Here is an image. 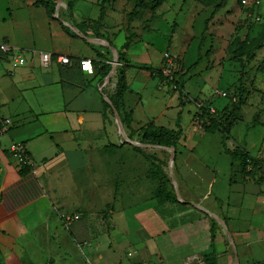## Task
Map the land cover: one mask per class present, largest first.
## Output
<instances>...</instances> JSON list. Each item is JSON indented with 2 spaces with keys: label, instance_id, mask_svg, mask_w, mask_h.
<instances>
[{
  "label": "crops",
  "instance_id": "0c3cea01",
  "mask_svg": "<svg viewBox=\"0 0 264 264\" xmlns=\"http://www.w3.org/2000/svg\"><path fill=\"white\" fill-rule=\"evenodd\" d=\"M116 1L105 7L99 27L88 21L97 19L100 0H60L58 4L57 0H6L0 7V128L4 119H9L6 130L0 132V217H4L0 221V243L6 245L9 239L15 242L12 229L4 223L7 217H24L28 204L35 205L40 215L53 205V217L78 216L66 224V232L93 264H130L118 255L120 251L135 258L131 264H234V250L238 264H263L264 116L258 140L245 137L241 138L242 145L235 144L255 159V165L243 174L240 162L224 152L221 135H212L218 129L206 127V107H196L200 100L212 105L215 112L209 115L214 117L224 108L213 104L219 96L215 91L226 90L214 88L206 95L205 78L192 85L191 76L200 71L185 69L180 57L184 51L181 34L172 38L176 40L173 56L179 66L176 83L153 73L152 69L161 65L162 54L152 66L148 44L140 37L144 27L151 29L145 23L140 25L138 15L143 8L130 23L133 36L128 46L121 48L128 35L125 14L132 7L125 6L124 10L128 0H121L120 8L115 6ZM47 2L53 8L51 14ZM152 11H144V20L154 19ZM69 25L123 52V59L108 80L110 49L85 40ZM263 47L264 42L250 67ZM13 51L28 62L13 65ZM39 51L67 55L70 60L65 64L53 60L42 68ZM260 57L256 70L263 72L259 90L264 94V52ZM83 58L91 60L92 73L80 69L79 60ZM117 66L122 67L125 78L122 106L117 111L121 122L125 114L131 117L130 127L122 122L127 137L138 143L129 132L150 122L180 129L172 147L173 158L178 159L176 201L158 203L154 196L156 181L149 176V161L142 156L154 154L127 141L111 107L103 105L105 96L109 99L114 92ZM186 74L189 77L181 80ZM170 90L172 95H168ZM243 95L246 101L249 90ZM263 98L260 110H264ZM219 104H226V99ZM215 139L220 143L217 155L223 153L229 162L223 171L210 157L203 159ZM13 142L24 144L30 166L24 175L19 174L20 164L10 150ZM232 143L228 145L232 147ZM167 189H171L168 182ZM106 217L109 227L100 225Z\"/></svg>",
  "mask_w": 264,
  "mask_h": 264
},
{
  "label": "rangeland",
  "instance_id": "374dc122",
  "mask_svg": "<svg viewBox=\"0 0 264 264\" xmlns=\"http://www.w3.org/2000/svg\"><path fill=\"white\" fill-rule=\"evenodd\" d=\"M5 1L0 0V7L5 5ZM137 1L140 0H128L123 6L131 8ZM164 1L153 9L143 8L138 15L140 25L145 23L144 26L151 28L145 30L144 27L140 31V37L148 44L146 51L152 66L157 64L158 56L163 54L164 50L167 49L172 55L176 54V40L173 39H177L181 34L184 39V51L180 57L183 56L185 69L191 73L200 71L199 74L191 76L192 85L195 82L196 85L200 84L201 80L205 78L207 80L204 87L207 88L205 89L206 95L210 94L214 88H224L227 92V96H215L212 101L216 106L219 105V109L224 107L215 117L219 118L226 113L224 111L226 107L229 109L226 111L230 113L233 103L238 107L237 121L232 130H229L230 138L226 139V143H232V139H234L236 142L232 143L233 147L236 143L242 145L241 138L250 137L251 141L258 140L263 129L264 116V110H260L263 105L259 101L264 94L259 90L263 85V79H261L263 72L259 70L257 73L256 69L264 47L252 62L251 67L250 62L244 59V54L236 59L231 56L234 53L232 50L235 47V38H252L263 29L264 0H261V5L255 9L261 18L259 22L252 19L251 16L249 17L247 15L249 7H242L237 0H227L225 7L219 9L210 18V13L219 0ZM116 5L120 8L121 0H117ZM146 10H153L154 19L144 20L143 17L147 16L144 14ZM206 63L209 65L204 69L202 66ZM259 65L262 67V63ZM186 77H189V74L183 75L181 80H185ZM246 89L249 90V97L245 101L243 94ZM172 93L173 91L170 90L168 95H172ZM225 99L226 104L221 106L219 103ZM135 134H137L136 137ZM216 134L222 137L220 130L212 135L216 137ZM129 137L139 144H143L139 145L140 148L152 152L160 159V166L164 169L171 190L176 191L179 195L177 186L178 159L174 157L170 160L169 150L146 147L145 145L150 143L149 138L143 137L142 131L139 129L131 130ZM110 139L115 141L116 138L111 137ZM218 146L220 147V143L217 142V139L213 140L208 146L207 157H202L205 160L210 157L209 160L223 171L229 166V162L224 158L223 153L220 156L217 155ZM142 149L141 151H143ZM25 209L27 210L24 217H7L4 222L12 229L18 248L14 252H1L0 264H93L88 256H84L82 247L73 243L66 232L67 222L64 218L69 214H63V217H53L55 212L53 205L43 215L37 213L35 205L28 204ZM1 218L4 217H0V221H2ZM100 225L109 227L111 223L107 219L104 223L100 222ZM118 255L124 257L130 264L135 259L121 251Z\"/></svg>",
  "mask_w": 264,
  "mask_h": 264
},
{
  "label": "trees",
  "instance_id": "16d2710c",
  "mask_svg": "<svg viewBox=\"0 0 264 264\" xmlns=\"http://www.w3.org/2000/svg\"><path fill=\"white\" fill-rule=\"evenodd\" d=\"M112 0H100V7H99V15L96 20H91L88 22L93 23L96 27H99L100 22L103 19L104 13H105V7L111 2ZM164 0H147V1H137L134 3L132 9L128 11L125 14L126 17V30H127V37L126 41L122 44L121 48H126L129 44L130 38L133 36V32L131 31V21L133 20L134 17L137 16L139 10L141 8H149L153 9L154 7L160 5ZM238 3L243 7L241 4V0H237ZM227 3V0H219L218 3L213 7L209 18L215 14L219 9L225 7ZM47 10L49 14L53 13V8L52 6L49 7V4L47 2L46 4ZM68 8H71L70 1L68 2ZM252 9L249 7L248 12H250ZM206 22V21H205ZM63 28L71 32L73 35L76 36L75 33L70 31V29L67 26H63ZM97 37H102V34L99 32H96L95 34ZM235 47L233 48V54L232 58L236 59L239 58L241 55L244 54V59L247 62H250L251 60L254 59L256 55V51L262 46L264 42V27L261 30V32L256 35L255 37L252 38H235ZM118 53V62H120L123 59V52H120L119 49H117ZM107 70V69H106ZM153 73H159V69H152ZM125 89V78H124V72L121 66H117V81H116V86L114 89L113 94L109 97L110 102L112 105L119 110L120 107L122 106V95L123 91ZM179 92L182 94L181 88H179ZM180 94V95H181ZM103 105L105 108H110V104L106 101L103 100ZM232 109H230V113L227 111L226 113L222 114L219 118L218 117H212L209 115L208 111L203 112V116H205L208 120L207 128H216L222 132V147L224 152H226L232 159L238 160L241 165V171L243 174L247 173L246 169L247 166L250 165L253 167L255 165V159H252L250 155L240 146L235 145L233 147H230L226 143V139L230 138L229 136V130L233 124V122L237 119V113H238V107L235 106V103L232 105ZM122 122L125 123L127 127H130V122H131V117L127 114L124 115L122 118ZM142 131V135L145 138H149L150 144H156L160 145L163 147H175L176 146V138L180 134V129L173 130V129H168L163 126H156L153 123H148L140 128ZM133 149L140 151V148L138 146H133ZM142 156L149 161V169H148V174L149 176L156 181V187L154 191V196L157 199L158 203H163L165 201H176L175 194L171 189H167V177L165 173L162 171L161 166H160V159L155 157L154 155L150 154H145L142 153ZM29 164L26 163H20V168H19V174L24 175L28 173L29 171ZM70 226V225H69ZM69 226L67 229H69ZM70 233L72 234V231L69 229ZM3 234L2 231H0V237ZM77 242H82L81 240L77 239ZM17 245L12 239H9V241L6 243V245H2L0 243V253L3 250H8V251H16L17 250ZM264 264V263H263Z\"/></svg>",
  "mask_w": 264,
  "mask_h": 264
},
{
  "label": "built area",
  "instance_id": "2783aa9c",
  "mask_svg": "<svg viewBox=\"0 0 264 264\" xmlns=\"http://www.w3.org/2000/svg\"><path fill=\"white\" fill-rule=\"evenodd\" d=\"M260 0H241V4L243 7H252L253 9L247 13V15L252 17L256 22H259L261 20L260 16L256 13V7L259 5ZM3 48H6V46L3 45ZM11 60L13 65H24L28 62V60L21 54L17 53L16 51H13L11 54ZM38 60L39 65L42 68H47L50 63L53 60H56L59 63L65 64L69 62V57L67 55H61V54H53L50 51H39L38 53ZM80 69L87 73H92L93 68L91 64V60L89 58H83L79 60ZM178 62L175 56L170 54L168 51H164L162 54V61L161 65L159 67V73L168 78L170 81L175 82L177 77L178 70ZM176 83V82H175ZM176 87V85L174 84ZM215 94L225 97L227 96V92L224 90L221 91H215ZM197 109H201L206 107V110L208 113H214L215 108L212 105H205L203 101H197L196 102ZM9 123V119L5 118L3 121V126L0 128V132H4L6 130V125ZM10 150L13 153V155L16 157L18 163H26L29 164V159L27 158L26 151L24 144L21 142H13L10 145ZM247 167L251 168L250 165ZM78 216H66L64 220L68 223L69 221L76 219Z\"/></svg>",
  "mask_w": 264,
  "mask_h": 264
},
{
  "label": "water",
  "instance_id": "95a60500",
  "mask_svg": "<svg viewBox=\"0 0 264 264\" xmlns=\"http://www.w3.org/2000/svg\"><path fill=\"white\" fill-rule=\"evenodd\" d=\"M59 2H60V0H57V4H58ZM65 24H67V23H65ZM67 25H68V24H67ZM69 27H70L71 29H73V30H74L79 36L83 37L85 40H87V41H89V42L97 43V44H99V45H105V46H107V47L110 49L111 54H112V65H111V68H110V70H109V72H108V74H107V78H106V80H108V79L110 78V76H111V74H112V72H113L115 66H116L117 63H118V59H117L118 55H117V50L115 49V47H114L113 45H110L109 42L106 41V40H104V39L94 38V37H87V36L81 34L79 31H77L73 26L69 25ZM105 99H106L107 102L110 104V107H111L112 111L114 112V114H115V116H116V118H117V120H118V122H119V127H120V130H121V133H122L123 137H124L127 141H129L130 143H132V144L143 145V144L135 143V142H133L132 140H130V139L127 137V135H126V133H125V130H124V127H123V124H122V122H121L120 116H119V114H118L117 109L112 105V103L110 102V100L108 99V97L105 96ZM145 146H149V147H163V146L156 145V144H146ZM168 149H169V151H170V155H169L170 160H172V159H173V155H174V149H173L172 147H169ZM210 215L213 216V217H214L217 221H219L222 225H225L224 222H223V220H221L219 217L215 216V215L212 214V213H210ZM234 264H238V258H237V255H236V253H235V250H234Z\"/></svg>",
  "mask_w": 264,
  "mask_h": 264
}]
</instances>
